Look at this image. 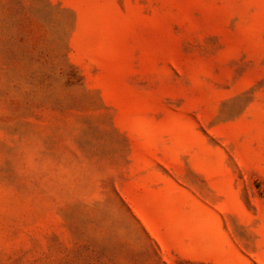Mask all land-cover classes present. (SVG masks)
Here are the masks:
<instances>
[{
  "label": "rangeland",
  "instance_id": "374dc122",
  "mask_svg": "<svg viewBox=\"0 0 264 264\" xmlns=\"http://www.w3.org/2000/svg\"><path fill=\"white\" fill-rule=\"evenodd\" d=\"M0 264H264V0H0Z\"/></svg>",
  "mask_w": 264,
  "mask_h": 264
}]
</instances>
